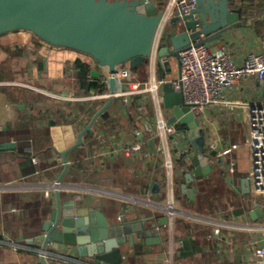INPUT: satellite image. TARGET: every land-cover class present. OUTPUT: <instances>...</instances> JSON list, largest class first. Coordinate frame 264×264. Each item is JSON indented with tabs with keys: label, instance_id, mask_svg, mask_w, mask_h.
<instances>
[{
	"label": "crops",
	"instance_id": "0c3cea01",
	"mask_svg": "<svg viewBox=\"0 0 264 264\" xmlns=\"http://www.w3.org/2000/svg\"><path fill=\"white\" fill-rule=\"evenodd\" d=\"M232 7L242 8V25L207 45L225 47L242 64L250 53L264 51V0H236ZM80 55L35 35L0 37V142L17 143L15 149L0 151V264H39V240H32L42 233L44 220L57 206L56 188L64 200L76 201L79 214L100 207L112 218L127 206L136 208L141 217H150L148 224L155 220L165 226L169 240L164 249L157 244L145 252L140 243L125 245L121 264H257L254 253L263 233L250 224H264V213L256 219L250 213L256 201L264 210V198L255 194L251 181L249 191L243 188L244 178H249V156L248 152L242 155V148L248 147L249 108L264 100V82L250 77L228 90L229 103L209 105L200 114L205 151L214 166L209 175L195 182L196 198L189 199L181 185L194 168L193 144L186 132L177 135L180 143L172 146L174 184L170 187L166 156L159 136H153L156 117L147 104L154 101L151 92L131 95L127 106L121 100L113 101L98 115L92 131L83 135V143L73 147L109 98L86 97L106 92L108 87L118 92L120 87L116 79L106 81L114 75L106 64L97 66V75L90 64L92 77L104 86L103 91L82 86L76 64L82 60ZM179 69L177 58L166 57L163 65L150 57L149 63L134 71L144 82L152 76L172 79ZM167 109L169 121L172 111ZM178 128L185 127L179 124ZM129 142H140L143 150L125 155L121 147ZM19 143L31 152L35 171L25 162L28 154L18 153ZM66 150L69 167L57 183L65 169L62 153ZM127 213L134 216L132 209ZM216 227L221 228L219 233ZM79 259L101 264L88 257Z\"/></svg>",
	"mask_w": 264,
	"mask_h": 264
},
{
	"label": "water",
	"instance_id": "95a60500",
	"mask_svg": "<svg viewBox=\"0 0 264 264\" xmlns=\"http://www.w3.org/2000/svg\"><path fill=\"white\" fill-rule=\"evenodd\" d=\"M236 0H197V6L189 13L176 9L160 35L159 27L169 0H0V37L35 35L44 42L77 50L81 59L92 65L97 75L99 64L120 65L134 71L150 57L164 65L166 57L180 60L183 49L194 44L209 43L242 25L239 17L242 8H234ZM264 82V80H262ZM129 89L124 80L120 90ZM107 103L95 114L91 122L79 134L76 147L83 143V135L92 131L98 115L113 101L124 96L111 91ZM164 105L171 109L170 122L177 121L186 131L195 151L193 171L186 174L181 185L182 193L189 199L196 198L198 179L213 171L214 162L205 151V134L201 117L190 111L180 92L171 81L163 84ZM17 147L15 141L0 142V151ZM67 151L62 153L65 169L58 177L61 182L69 167ZM230 186H235L230 181ZM244 190H250V179L244 178ZM156 184V188H157ZM177 187V184L174 185ZM57 206L44 220L39 240V264H85L79 256L92 258L95 263L121 264L124 261L123 246L150 251L159 244L164 249L169 240L165 226L147 221L134 207L114 212L109 218L100 207H91L88 214H79L74 200H64L60 189H55ZM132 209L133 217L127 215ZM264 210L255 206L253 219Z\"/></svg>",
	"mask_w": 264,
	"mask_h": 264
},
{
	"label": "built area",
	"instance_id": "2783aa9c",
	"mask_svg": "<svg viewBox=\"0 0 264 264\" xmlns=\"http://www.w3.org/2000/svg\"><path fill=\"white\" fill-rule=\"evenodd\" d=\"M197 6V0H169L168 8L161 19L159 34L167 24L170 17L176 9L183 13H189ZM111 65V64H106ZM114 69V75L106 77L110 82L116 79L120 86L124 80L129 83V89L115 90L116 95L125 97L126 102L131 95L151 92L154 96L156 105V120L153 128V136L158 135L161 143V150L166 156V166L169 170V185L173 187L172 168V146H178L180 140L178 134H185V130L178 128V122L167 120L163 104L164 94L160 88L166 81H171L175 90L180 92L186 104L190 106V111L200 116L205 108L212 104L229 103L227 93L230 88L242 83L250 77H258L264 80V51L260 53H250L242 64H237L229 51L225 47L211 49L207 44H194L182 50L180 55V69L176 77L172 79H157L152 76L147 81L141 82L135 71L126 70L120 65H111ZM112 95L111 90L101 93L88 95V99H101ZM247 146L249 149V179L252 188L257 196L264 198V100L260 104L250 106L247 117ZM174 135V136H172ZM178 135V136H177ZM172 136V138H171ZM177 136V137H176ZM121 150L127 156L139 153L143 150L140 142L125 143ZM35 163L37 157H33ZM235 161L232 162V165ZM49 195V192H46ZM172 196V195H171ZM255 206L260 207L259 201L254 202ZM229 224L238 226L239 223L234 220L226 219ZM251 228H257L262 231L261 245L255 250V259L257 264H264V224L253 222ZM220 227L215 228V232H220Z\"/></svg>",
	"mask_w": 264,
	"mask_h": 264
},
{
	"label": "trees",
	"instance_id": "16d2710c",
	"mask_svg": "<svg viewBox=\"0 0 264 264\" xmlns=\"http://www.w3.org/2000/svg\"><path fill=\"white\" fill-rule=\"evenodd\" d=\"M37 38H39V37H37ZM76 64H77V66L80 69V71H79V77L81 78V84H82V86H86L88 88L95 87L96 89L99 88V90L103 91L104 86L103 85H98L97 78H95V77L93 78L92 77L93 75H92V72H91V66H90V64H88L86 62H83L80 59L77 60V63ZM140 66H142V65H140ZM140 66H138L137 69ZM90 77H92L93 79L92 80L88 79ZM18 153H21L22 155H25V154L27 155L28 154V158H26L25 162L31 163L32 166H30L29 169L31 171H35L36 170V166L32 162L31 152L25 151L24 145H21L20 143L18 145Z\"/></svg>",
	"mask_w": 264,
	"mask_h": 264
},
{
	"label": "rangeland",
	"instance_id": "374dc122",
	"mask_svg": "<svg viewBox=\"0 0 264 264\" xmlns=\"http://www.w3.org/2000/svg\"><path fill=\"white\" fill-rule=\"evenodd\" d=\"M147 104H148V107H149L150 111L153 112V113H152L153 116L156 117L154 101H151V102H149V103H147ZM164 108H165V109H164ZM163 109L165 110V115H166V117L168 118L170 114H169L168 109L166 108V106H165L164 104H163ZM247 152H248V156H249V149H248V147H247V148H246V147H243V148H242V155L244 156ZM246 161L248 162V160H246Z\"/></svg>",
	"mask_w": 264,
	"mask_h": 264
},
{
	"label": "bare ground",
	"instance_id": "6f19581e",
	"mask_svg": "<svg viewBox=\"0 0 264 264\" xmlns=\"http://www.w3.org/2000/svg\"><path fill=\"white\" fill-rule=\"evenodd\" d=\"M57 183H59V182H57ZM59 189V188H58ZM106 192H112L113 193V191H111V190H108V189H106L105 190ZM133 198V197H132ZM136 201H138V202H140V203H143V202H147V201H145L144 199H141V198H136L135 199ZM182 212H184L185 214H189L188 216H192V217H200V218H205V219H208L209 220V218L208 217H203L204 215H200V214H195V213H193V212H185V211H182ZM219 222H221V221H219Z\"/></svg>",
	"mask_w": 264,
	"mask_h": 264
}]
</instances>
